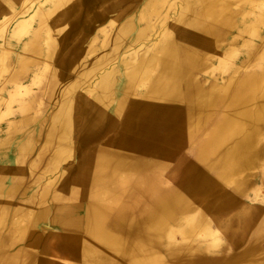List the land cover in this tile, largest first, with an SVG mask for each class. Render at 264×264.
<instances>
[{"label": "rangeland", "instance_id": "1", "mask_svg": "<svg viewBox=\"0 0 264 264\" xmlns=\"http://www.w3.org/2000/svg\"><path fill=\"white\" fill-rule=\"evenodd\" d=\"M91 1L67 16V36L60 34L59 45L45 56L27 46L22 54L2 48L1 36L21 18L29 19V8L42 6L41 14L52 5L0 0V57L7 55L0 59V264L24 263L28 235L35 248L32 264H75L54 247L70 235L82 238L94 227L85 219L88 205L130 212L111 235L131 236L136 222L147 215H137L138 208L157 210L155 196L147 191L154 184L159 192L175 189L186 196L170 215L157 211L167 223L166 236L153 247L159 255L154 264H175L172 256L178 250L190 251L192 257L199 253L209 264H264V128L256 160L237 173L225 171L222 160L244 133L212 152L204 145L213 141L224 115L233 116L229 99L241 77L264 70V32L262 39L242 32L244 21L255 23V16L264 14V0H213L231 23L206 48L200 37L194 41L188 26L199 19L211 21L203 17L211 0H99L87 6ZM253 2L257 5L251 9ZM53 16L55 27L66 21L63 14ZM169 37L180 46L191 41L198 51L199 66L190 79L198 88L191 101L152 96L153 89L175 84L168 73L174 58L164 44ZM244 39L253 43L244 44ZM23 58L25 65L20 64ZM58 68L64 77L57 83ZM9 79L17 89H9ZM218 94L219 102L210 105V97ZM68 98L72 111L62 124L55 116ZM256 98L250 109L264 104V98ZM28 104L25 113L19 111ZM171 106L177 123L170 122V114L165 119L151 114L145 122L147 108L160 112ZM103 113L106 120L94 127ZM250 125L247 131L257 123ZM101 169L112 176L96 188ZM201 174L214 181L205 194L194 186Z\"/></svg>", "mask_w": 264, "mask_h": 264}, {"label": "bare ground", "instance_id": "2", "mask_svg": "<svg viewBox=\"0 0 264 264\" xmlns=\"http://www.w3.org/2000/svg\"><path fill=\"white\" fill-rule=\"evenodd\" d=\"M83 1L85 0H45V2L42 4L44 6L45 4H49V8L52 5V8H50L51 11H47V12L43 11V13L41 14L39 13V9L42 11V6L38 7L37 10H35L33 7L30 6L31 8H29L28 11L31 10L33 12L32 13L27 12V14L29 13L28 16L29 19L26 20L24 17L21 18L16 23L12 24L11 28L3 35V37L1 36V39H3L2 48L11 47L12 49L15 50V52H17V54H22L21 49H25L27 47L31 48L30 51L37 52L38 55L47 56L49 49H52L54 52V50L56 49L55 43L59 45V42L56 41L59 40L58 37L60 36V34H63L64 36L65 35L67 36L68 34L67 18L71 16V13L73 14L79 10ZM97 1L99 0H92L90 3L87 4V6ZM207 4H208L207 9H205L203 13V17L204 15H208L211 17L210 18L211 21H209V23H205V20L199 19V22H191L190 25L188 26L189 29H191L190 33L192 34V38H194V41L200 40L199 39L200 37L202 40L207 42V43L205 42L201 43L202 47L204 48H206L209 45L208 43L211 42L212 39H214L215 36L218 35L225 28V26L227 27L231 23V21L228 18H225L223 16L225 9L223 8L217 9L216 4L214 3L213 0L209 1ZM256 5L257 4L254 2L251 3L250 4V6L252 7L251 9H253L254 6L256 7ZM55 14H58L60 16L63 14L66 17L64 18L66 21H64L62 25H57V27H55L56 24L54 23L53 15ZM42 15L43 16L46 15V19L43 20L41 17ZM255 17H256L255 23L247 22V21L243 22L242 32L247 33L251 36H256L259 39H262L263 38L262 33L264 32V14L256 15ZM199 23H201V26H199ZM74 27L76 28L77 24H75ZM60 31L62 32L58 33ZM45 32L48 33L47 35L48 39L43 44L41 43V41L44 38ZM243 42L244 44L248 43L249 45L253 43V41H251L250 39H244ZM164 44L165 46L168 45L169 53H171V55L174 58V62L172 61L173 63L170 64L168 67L169 68L168 73H170L171 76L169 78L172 81H174L175 84H172L171 87L165 89L163 88L153 89L152 96L154 97L156 96L157 98H162L165 101H169L172 103L174 102L177 103L180 100L185 102L191 101V99L194 98V94L197 92V88H198L197 84L196 83L193 84L192 81L190 80L192 79V75H194L196 69L199 66V59L197 58L198 56H196L198 55L197 54L198 51L195 47L192 46L191 41H190V45L188 46H180L171 43L169 37L168 39L166 38L164 40ZM182 48H186V49H182ZM42 50H46V53L42 52ZM75 50L76 47H74L73 51ZM189 50H192V52H190ZM261 51L264 53V46L261 47ZM3 58L6 59L7 55L0 57V59ZM23 60H20L21 65H25L27 63V61L23 62ZM71 65L73 66L74 63L72 62ZM54 72L58 83L59 79L64 77V74L62 73L61 68L60 69L58 68V71H54ZM9 81L11 82V79L7 81L8 87L10 86L9 89L10 88L17 89L15 86L10 84ZM55 85L57 84H54V86ZM54 86H52V88L50 89V94L52 95V97L54 92L53 89ZM23 88L24 87H20V90H23ZM258 92H260L258 99H263L264 70H262L259 73H251V74L243 75L241 77L240 82L236 85L229 99L231 103L230 105H232V107L235 109L233 116L224 115L220 127H217V129L215 128L213 131L216 132L213 141L212 142L208 141L207 144H204L205 150L207 152H212L230 138L236 137L241 133H244L243 136L240 137V139L234 143L231 149L226 151L225 156L223 157L222 166L223 169L228 173L229 172L237 173L241 171L242 168H246V169L247 167L249 168V166L252 163H254V160H256L257 158L258 154L256 151V142L260 130L264 128V104L262 103L259 104L258 106L256 105L257 107L254 109H250L248 105L255 102L256 94ZM221 97H222L221 94L215 95V97L212 96L210 97L208 103L210 105L214 104L215 102L218 103L219 102L218 100H220ZM72 103H73L72 99L70 98L60 103L59 113L55 116L56 121L65 124L67 119L66 120L64 119L65 117H68L69 113L72 111L71 110L73 106ZM30 106L31 105L28 104L19 111L25 113L27 111V108ZM152 107L157 108L156 105H153ZM173 113H175V109H172V106L169 109H167L166 107L160 108V112H156L153 108L149 107L147 108V113L145 115V122H147L146 119L151 114H156V115L158 114V116H162L163 119H165L166 117H168L167 116L168 114L172 116ZM101 118L102 115L99 116L96 124H99L98 123L99 121L101 122ZM170 118L172 119L170 120V122L173 121V124L177 123L180 120L178 117H174V116ZM255 123H257V126L259 125V127L255 125L256 127L253 126L250 131L249 129L248 131L246 130V127L248 128V125ZM54 131L55 130L53 128L48 131L47 133L48 141L53 139L52 137L54 136L53 135ZM259 152L260 151H258V153ZM105 172L106 171H104V169L103 170L101 169V171L98 170L95 179L96 188L97 187L100 188L103 185L104 181L112 176ZM213 182L214 181L211 178L201 174V178H198L195 181L194 186L199 194H205L206 192L209 191ZM237 184L242 185L241 180H239ZM155 187L156 186L154 184V187L151 186V188H149L147 191H149L148 192L149 195L155 196L154 199L158 203L157 210L153 209L150 211L147 210L145 206L141 205L138 208L136 214L141 215L146 213L147 215L143 218V220L136 222L134 227L135 233L132 234L131 236L122 237V236L111 235L112 233L111 229L120 230V227H122L124 222L127 221L126 219L130 212H128L125 209L121 211L120 210L112 211L100 206L88 205L85 212V219L90 220L93 223L94 227L90 228L88 231L82 234L83 235L82 238L77 237L75 235H70L68 236V239L61 241L60 243L55 245L54 248L57 251L61 252L67 259L72 260L75 264H85L86 262H88V264H117L118 262L117 259L123 260L125 258L130 262H134V263L140 262V264H154V262L159 260L158 259L159 255L153 249V247L154 245L160 242L162 237L166 236L164 228L167 223L160 216V213L157 211L159 210L164 215L168 216L177 208L176 206L179 200H182V198L186 199V196L185 197L182 196L184 195L183 192H179L174 189L172 191L163 193V192H159V190H154ZM220 200L221 198L219 199V201ZM156 226H160V228H155ZM100 227L105 228L107 230L101 231ZM216 236H218V234ZM31 237L32 236L29 237V235L25 236L26 240L30 239V241H28L27 243L25 241V238L23 239V245H24L23 253L25 257V261L23 264H32V260L29 259V256L31 251L33 249L35 250V248L33 243L31 242ZM21 241H19V243ZM105 247L108 248V250L104 249ZM172 260L175 262V264H190L191 260L194 261L192 264H209L207 263L206 260L203 259L201 254L197 253L196 257H192L190 251L184 252L182 250H178V253L175 256H172ZM118 263L126 264V263H122V261Z\"/></svg>", "mask_w": 264, "mask_h": 264}, {"label": "crops", "instance_id": "3", "mask_svg": "<svg viewBox=\"0 0 264 264\" xmlns=\"http://www.w3.org/2000/svg\"><path fill=\"white\" fill-rule=\"evenodd\" d=\"M24 61H26V60L24 59L23 62H24ZM101 115H102L101 122H102V121L104 122V121L106 120V115H105L104 113L101 114ZM101 115H100V116H101ZM97 119H98V118H97ZM97 119L95 120L94 125L97 123ZM102 119H103V120H102ZM101 122L99 121V122H98L99 124H96L94 127H97L98 125H100Z\"/></svg>", "mask_w": 264, "mask_h": 264}]
</instances>
